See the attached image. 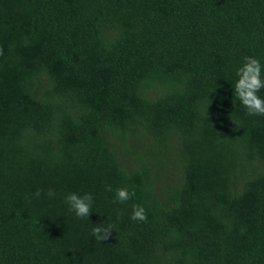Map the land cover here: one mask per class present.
<instances>
[{
  "label": "trees",
  "instance_id": "16d2710c",
  "mask_svg": "<svg viewBox=\"0 0 264 264\" xmlns=\"http://www.w3.org/2000/svg\"><path fill=\"white\" fill-rule=\"evenodd\" d=\"M0 50V264H264V0H0Z\"/></svg>",
  "mask_w": 264,
  "mask_h": 264
},
{
  "label": "clouds",
  "instance_id": "9594fccd",
  "mask_svg": "<svg viewBox=\"0 0 264 264\" xmlns=\"http://www.w3.org/2000/svg\"><path fill=\"white\" fill-rule=\"evenodd\" d=\"M2 54V50H0ZM261 63L254 57H245L243 65L237 70L238 80L235 83V94L240 103L247 110L249 116H264V99L258 93L264 89V78L261 77ZM107 191H112L111 186H106ZM40 191L34 194L40 196ZM49 197L55 195L52 189L47 192ZM135 195L134 192H129L127 188H118L115 191L114 202L124 203ZM65 202L69 206V210L74 212L77 218H85L91 215V207L93 197L91 194L85 193L79 195L77 193H69L65 197ZM133 221L146 222L147 215L142 205H133L132 215ZM113 225L107 227L101 224L96 225L92 229V235L99 242H104L109 239L112 234Z\"/></svg>",
  "mask_w": 264,
  "mask_h": 264
}]
</instances>
